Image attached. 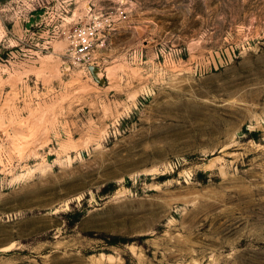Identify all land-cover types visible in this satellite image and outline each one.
Wrapping results in <instances>:
<instances>
[{"label": "rangeland", "instance_id": "1", "mask_svg": "<svg viewBox=\"0 0 264 264\" xmlns=\"http://www.w3.org/2000/svg\"><path fill=\"white\" fill-rule=\"evenodd\" d=\"M0 264H264V0H0Z\"/></svg>", "mask_w": 264, "mask_h": 264}, {"label": "built area", "instance_id": "2", "mask_svg": "<svg viewBox=\"0 0 264 264\" xmlns=\"http://www.w3.org/2000/svg\"><path fill=\"white\" fill-rule=\"evenodd\" d=\"M101 22L93 20V22L87 21L82 26L75 29L74 38L71 39L72 48L76 52L84 54L91 48L94 34L99 30Z\"/></svg>", "mask_w": 264, "mask_h": 264}, {"label": "water", "instance_id": "3", "mask_svg": "<svg viewBox=\"0 0 264 264\" xmlns=\"http://www.w3.org/2000/svg\"><path fill=\"white\" fill-rule=\"evenodd\" d=\"M91 69H92V72H93L94 76L97 77V76H96V72H95V70L93 69L92 66H91Z\"/></svg>", "mask_w": 264, "mask_h": 264}]
</instances>
